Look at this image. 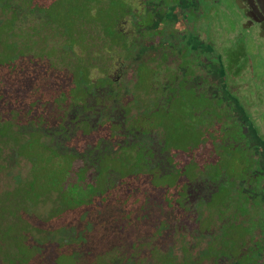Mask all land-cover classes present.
Instances as JSON below:
<instances>
[{"label":"flooded vegetation","instance_id":"1","mask_svg":"<svg viewBox=\"0 0 264 264\" xmlns=\"http://www.w3.org/2000/svg\"><path fill=\"white\" fill-rule=\"evenodd\" d=\"M0 264H264V0H0Z\"/></svg>","mask_w":264,"mask_h":264}]
</instances>
